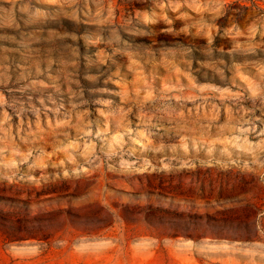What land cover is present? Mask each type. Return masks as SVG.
<instances>
[{
	"label": "rangeland",
	"instance_id": "374dc122",
	"mask_svg": "<svg viewBox=\"0 0 264 264\" xmlns=\"http://www.w3.org/2000/svg\"><path fill=\"white\" fill-rule=\"evenodd\" d=\"M0 264H264V0H0Z\"/></svg>",
	"mask_w": 264,
	"mask_h": 264
}]
</instances>
